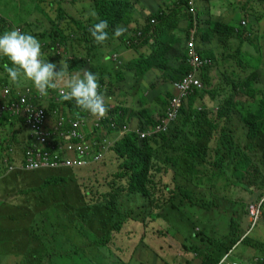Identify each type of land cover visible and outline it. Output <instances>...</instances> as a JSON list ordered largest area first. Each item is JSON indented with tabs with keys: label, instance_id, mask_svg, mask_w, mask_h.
<instances>
[{
	"label": "trees",
	"instance_id": "obj_1",
	"mask_svg": "<svg viewBox=\"0 0 264 264\" xmlns=\"http://www.w3.org/2000/svg\"><path fill=\"white\" fill-rule=\"evenodd\" d=\"M136 1L78 0L81 8L75 14H70L63 8L65 0L58 3L53 1V6L46 2L44 7L34 8L36 22L47 26L43 31L42 28L34 30L36 26L30 22L14 26L12 21L0 19V35L17 28L32 34L40 40L42 51L49 55L50 60L56 59L60 68L61 60L68 63L71 74L82 76L85 68V71L89 69L88 71L96 73L92 66L98 55L100 56V48L110 43L124 44L127 49L138 53L133 61L127 63L134 71L137 84L153 68H156L154 74H171L175 80L188 73L192 68L187 64L186 52L183 53V61L177 69L170 67L169 54L182 44L181 37L175 33L177 29L186 27L191 32L196 26L199 28L196 35L197 47L202 58L208 62L200 73L204 87L196 89L187 99L169 132L141 137L133 130L135 126L128 123L127 126L124 121L127 118V122H135L139 129L155 128L158 124L155 114L158 112L164 115L169 99L176 93L171 84L167 86V94L159 93L160 87L156 85L150 86L151 91L161 94V100L150 95L146 97L147 103L155 104L148 110L146 107L137 109L130 103L133 90L140 94V86H136L131 79L119 81L113 75L99 78L100 91L106 99L110 98L109 106L113 105L109 107L105 118L93 117L80 110L74 100L64 101L85 118L101 124L100 128L106 139H115L114 145L103 159L87 167L84 177L79 174L85 168L41 170L56 175L54 179L45 180L44 185L54 182L64 190L63 194L71 195L66 202L68 211L72 210L79 222L83 221V225L87 224L91 232L99 235L90 239L89 245L84 243L83 248L78 247L65 254L85 255L90 264H110L107 261H97L96 247L113 243L115 234L118 233L120 236L127 235L126 241L133 238L140 240L126 246L127 255L131 259L129 262L118 259L119 264H130L136 256L155 255L157 259L161 257L160 251H166L165 246L158 249L151 245L149 235L154 239L163 236L166 240L163 244H169V257L173 256V251H179L178 256L187 264H220L231 251L235 254L232 260L252 263L255 258H262L264 262V225L255 229L262 228L260 232L263 238H252L250 234L241 240L247 231L242 223L248 216V198L255 197L256 202H261L264 221V63L261 61L256 68H252L242 59H238L239 55L245 53L247 46L256 49V59L260 60L262 57L255 42L264 33V0L240 3L245 7L246 17L249 10L255 16L252 15L256 25L249 26L250 31L245 27L237 31L231 18L212 21L208 12L203 18L199 13L195 22L190 13V0L170 1V5L166 4V7L159 5L157 12L144 18L145 24L139 22L136 27L130 28L131 12L140 14L141 17L144 15L143 11L138 10ZM204 4V9H208L210 5L206 1ZM90 10H95L99 19L108 21L109 39L105 44H97L89 31L98 22L87 15ZM32 13L26 15L31 17ZM153 18L157 22L151 25ZM119 26L125 27L127 31L120 37H114V29ZM185 39L188 41L189 32ZM60 48L63 52H59ZM213 48L218 50L219 56L211 51ZM227 50L233 51L228 53ZM172 55L180 56L178 52ZM5 63L13 66L7 57H0V71L4 75L0 76V82L3 84L10 80L3 67ZM215 70L218 74L214 73ZM144 103L142 100L139 105ZM8 116L6 114L1 123L6 126V130L3 128L5 137L0 141V164L3 167L2 154L5 149L8 158L10 148L18 153L16 147L22 143L19 138L28 131L23 119L18 121L14 118V122L21 123L19 129L15 123L9 125L11 120ZM10 126L12 129L8 131ZM101 135V130L94 128L90 138L99 140ZM2 170L4 171L3 168ZM13 173L19 175L25 172ZM240 191L245 194L244 198L241 196L234 201L236 193L239 194ZM223 203H234L237 206L226 210L222 208ZM187 209L201 210L210 216L205 226L201 222L193 225L197 232L192 234V238H198V244L190 245L189 238L183 235L176 239H166V231L157 226V221L162 217L169 219L166 217L168 214L170 217L176 212L188 215L190 212ZM79 210L81 218L77 216ZM66 213L67 211L63 216ZM215 214L218 216L215 217ZM61 217V213L56 212V219L47 217L42 225L41 222L36 225L41 232L39 235L33 228L36 224L34 218V224L28 225L32 230V241L28 243L27 234L19 242L15 241L17 255L10 252L11 250L6 254L0 253V256L5 257L0 258V264H49L44 258L51 261L54 247L49 243L48 234L43 236L49 233L46 225L48 221L52 223L50 226L53 234L64 241L69 239L68 244L72 243L70 234H67L69 230L74 234L76 231V235L82 239L87 237L80 230L83 225L79 228L66 216L69 222L60 221ZM83 217L89 222L82 220ZM186 224L190 225V222L186 220ZM18 226L20 231L28 230L25 225ZM124 227L125 233L121 231ZM46 239H49L47 244ZM28 245L32 247L26 249ZM88 247L93 249V258L91 254H85ZM103 256L106 255H101L102 258ZM84 258H77V263L83 264ZM163 263L166 264V261L163 260Z\"/></svg>",
	"mask_w": 264,
	"mask_h": 264
},
{
	"label": "clouds",
	"instance_id": "obj_2",
	"mask_svg": "<svg viewBox=\"0 0 264 264\" xmlns=\"http://www.w3.org/2000/svg\"><path fill=\"white\" fill-rule=\"evenodd\" d=\"M55 1L54 3H58L60 0H55ZM159 1L160 0H158L157 3H159ZM161 1L166 2V0H161ZM191 1L195 3L196 13H192L191 10L190 13L194 16L195 22H197V16L199 15L198 3L197 0H190V2ZM190 2H189V6H190ZM138 10L144 12L141 6L138 7ZM87 15L97 19L98 21L89 29L94 41L97 44H105V42L108 41L109 39V34L107 31V29L109 28L108 21L99 19V14L95 10H90L87 13ZM136 16H138L141 19L140 14L136 13ZM156 22L157 20L153 18L151 20V25L156 24ZM243 22H245V25H243ZM143 24H145V22ZM247 24L248 23L246 20H243L241 22V25L244 27L247 26ZM180 29H177L176 31ZM236 30L239 31L238 28H236ZM126 31L127 29L125 27L119 26L114 29V33H113L114 37H120L124 35ZM197 33H198V27L196 26V28H193L191 32H189V39L187 41V46L185 49L186 50L185 52L188 55L187 64H189L192 68L188 73L182 75L177 80H175L171 74L169 76L167 74H164L163 72L154 74L156 82L153 81L154 83H152L151 85H156L160 87L158 90L159 93L160 92L163 93V90L169 84L173 86L176 93L169 99L164 115H160L158 112L155 114V119L158 122L155 128L152 129V127H145L143 129H139L138 126H136L133 129L138 134H140L141 137H150L151 135L154 136L156 133H167L176 123L174 121L167 129V131L158 129V127L163 123L162 120L167 116L168 106L170 105L172 98L179 95L180 93L179 92L180 90L176 85L177 83L183 82L184 79L191 73H193L195 77L200 81V85H193L192 88L189 90V93L184 101L182 109L185 106L187 99L191 96L192 93L196 91V89L199 90L203 89L204 85L202 79L200 78V73L208 65V62L202 58L198 50L196 43ZM130 35L133 36L134 34L130 31ZM249 37H251V35ZM191 42H194L196 44V49L198 54L201 56L204 62H207L205 65L195 66L191 62L190 60L191 56L188 50L189 44ZM253 50H255V54L252 55L254 57H257L258 54L256 49L253 48ZM174 53H176V51H174ZM171 56L172 53L169 54L170 67L172 69H177L179 66L176 67V65H173L171 63V58H170ZM0 57H7L11 61V64L13 65L11 67L7 63L3 65L4 70L7 73L10 80L9 83L6 84L0 82V126H1V121L3 120V116L6 114H9L11 118H17L18 121L19 119H23L24 123L28 128L27 132H28V140H29L28 145L26 147H23L22 144H19V146L16 147V149L24 150L25 153L24 159L18 157L17 152L15 153L13 148H10L9 158H8L5 154L7 149H5V151L2 154L4 157L3 160L4 168L6 169L7 167L10 171H12V169H16V171H20V172H34L41 170L60 171V170H75V169L87 168L92 164L100 162L103 159V157L111 150L112 146L114 145L115 139L113 141L106 139L103 130L100 128L102 126L101 124H98L93 119L89 120L85 118V116L77 112L76 109H73L70 107L69 104L64 103V101L74 100L77 107L80 110L90 113L93 117L105 118L109 111V107L113 105L109 106L110 98L106 99L105 95L100 91V84L98 83L99 80L98 74L93 73L91 71H85L83 73V76L79 74H71L69 72V65L68 63L65 62L64 59L60 61V65L62 66L61 70L56 71L57 65L49 62L48 58L45 59L40 40L37 37L33 36L32 34L21 32L19 29L6 31L3 35H0ZM182 57L183 56L181 54L178 57L180 63L183 61ZM113 58L117 60L119 57L118 55H114ZM117 63L121 68L122 66L121 61H117ZM119 72L123 73V70L120 69ZM169 77L172 78L168 80ZM25 80L31 81L34 86L29 85V86L19 87V85L22 84ZM151 85H149L148 87L140 86V94H138L136 91L133 90V97L131 104L133 103V105L137 109H143L144 107L147 108V105L149 107L151 103H147L146 97H148L149 95L152 97L158 95L156 92L150 90ZM5 87H9L11 89V96L9 98L2 97ZM27 89L31 91L32 94L31 101L38 107H43L46 110V114H45L46 122L44 128L47 131L49 130L54 133V135L51 138L52 143L56 145L63 144L64 146H66L69 143L77 144L78 142L81 143L84 142L92 146L94 152L103 151V157L99 161L97 162L92 161L89 165L83 167H77V168L59 167L57 169L44 168L38 170H27L25 167L26 153L29 149H32L34 147L33 144L35 143V138L33 137L31 127L27 123L25 116L13 114L8 108L6 109L2 108L3 106L9 105L8 101L17 99V94L16 96L13 95L14 91L16 93L26 92ZM143 92L144 94H142ZM34 94L37 95L39 94L41 97L40 96L35 97ZM142 100L145 101L144 105L143 104L139 105L140 101ZM124 123L128 126L127 122L124 121ZM18 125H21V123H18ZM76 126L78 128L79 133L83 136V138L81 140L68 139L67 137L70 135V132ZM94 128L100 129L102 132L101 138H99V140H94L93 138H90L91 134L94 131ZM61 134H64L65 137H62ZM142 134H144V136H142ZM103 144L105 145L106 148L105 150H102ZM22 161H24V163L21 164ZM37 166L38 165L36 163H30L28 165L30 169H35ZM253 206L258 207L261 212L260 209L261 202H253L247 206L246 210L248 213L247 218L249 223L248 224L249 230L247 233L243 235L241 240H243L248 235L252 234V232L260 226V224L264 225V221L262 219V212H261L258 222L256 223L255 226H253L250 215V208ZM234 255H235L234 252L231 251L228 255H226V257L222 260L220 264H228V263L263 264L264 263L262 258H255L252 263L232 260Z\"/></svg>",
	"mask_w": 264,
	"mask_h": 264
},
{
	"label": "rangeland",
	"instance_id": "obj_3",
	"mask_svg": "<svg viewBox=\"0 0 264 264\" xmlns=\"http://www.w3.org/2000/svg\"><path fill=\"white\" fill-rule=\"evenodd\" d=\"M53 1L55 0H47V1L46 0H7V1L5 0L4 3H8L9 7H6V6L0 7V12L2 13L4 18L11 20L12 21L11 23L14 26L19 25L21 23L24 24L30 21V24H34V26H36L34 30L42 28V31H43V30H46L47 26L45 27V26L38 24L36 22V19H35L36 17L34 16V14L30 17V19H29V16L25 14L31 13L33 8H36L37 6L44 7L46 2L47 4H49V6H53ZM157 1L158 0H155V1L144 0L142 1V5L147 6V2L157 3ZM170 1L173 2L175 0H166V3L170 5ZM204 1H206L208 4L210 3V6L208 9H204L205 7ZM204 1L203 0L198 1V8H199V13H200L201 18H203L207 12L209 13L208 16H210V14L217 16L221 12V10L226 9V4L233 3L235 4V10H234L235 18L231 23L235 24L236 28L238 29L244 28V26L241 25V22L243 20H246L248 23L247 26H245L247 31L251 30V27L249 26L256 25V23H254L255 16L253 12L249 10L248 17H246L245 13L239 8V3L241 2V0H212L211 2L207 0H204ZM65 2L66 3H64V7L66 9L64 7L63 8L67 10L70 14L77 13L79 11V8H81V5L80 3H78V0H65ZM244 2H247V0L246 1L244 0ZM157 4L161 5L162 3H157ZM255 7L256 6H254V8ZM21 8L26 11L25 14L21 12ZM10 9L11 11L8 12V10ZM136 18H139V17L136 16ZM262 21L264 22V14H263ZM136 22H140L142 24L144 22V19L139 18V21H136ZM137 24L135 26H137ZM22 29L24 30V28ZM234 43H236V41H234ZM255 43L257 45L256 47H258V49L261 50L262 57L260 60L256 59V57L252 55V54H255V50H253L252 47L250 46L246 47L244 54H241L238 56V59H242L245 64H248L252 68H256V66L261 61H263L264 63V38H256ZM61 49L62 48L59 49V52H63ZM211 51H214L215 55L217 54V56H219V52L217 49L215 50V48H213ZM227 51L229 53L233 50H227ZM43 53H44L45 59H47L49 55H47L44 51ZM178 57H179L178 55H172L170 57L171 63L173 65H176V67H178L180 64ZM48 60L51 63H53V61H56V59L50 60L49 58ZM221 61H222V58L220 56V62ZM56 65H57L56 71H60L61 68L58 66V64ZM215 72H217L218 74V71L215 70ZM0 76H4L1 71H0ZM30 82L31 81L28 80V83ZM30 84H33V83H30ZM167 89L168 87H166L163 90L164 94H167ZM142 94H144V92ZM132 97H133V91L131 92V100H132ZM153 98L160 101L161 96L155 95ZM154 106L155 104L151 103V106L148 107L147 105V109L150 110L149 108H152ZM3 134L4 132L2 133L0 132V141L2 138L5 137V135ZM27 145L28 144L26 143V141L22 142L23 147H26ZM17 155L18 157L24 159L25 158L24 150L18 149ZM2 160H4L3 155H2ZM2 168L4 169V171L2 170ZM86 171H87V168L82 169V172L79 174V176L84 177L86 175ZM13 172H16V169H12V171H10L7 167L5 169L0 164V207H1L0 253L6 254L11 250L10 252L17 255L18 252L17 250L14 249L15 241L19 242L22 239V236H24L25 234H27L29 237L28 243L32 241L31 240L32 230L29 229L28 225L34 224L33 222L34 218H35L36 224L33 228H34V231L38 233V235L41 234V232L37 230L36 225H38L40 222L42 225L44 223V219H46L47 217L56 219V212H60L62 215V217L60 218V221L62 220L63 222H69L66 220L65 218L66 216L69 219L73 220L74 225H78L79 228H81L84 222L81 220H80L81 222H79L78 221L79 219L74 217L73 211L72 210L68 211V208L66 206V202L69 201V199L71 198V195H68L67 193L66 195L63 194L64 190L62 188L60 189L59 187H57L54 182H51L48 186L44 185L45 180L52 179L53 177H56V175L52 174L50 171L25 172L19 175L18 173H13ZM241 196L243 198L245 196V194H243L242 191H240L239 194L236 193L234 197V201H236L237 198H241ZM61 199H64V201H61ZM253 202H256L255 197L248 198L246 201V205L248 206L250 203H253ZM44 204H47L46 207H44ZM236 206L237 205L234 203H223L222 208L223 209L225 208L226 210L227 209L230 210V209H234ZM187 210H189L190 212V213L188 212L189 213L188 215L181 214L180 212H176L172 217H170V215L168 214L166 217H168L169 219L172 218L174 220V222L172 223L170 222L172 221V219L169 220L164 217H162L161 219H159V221H157L158 228L160 227V229L166 231V234H167L165 236L166 239H169V238L176 239V237H178L179 235H183L186 238L187 237L189 238L190 245L200 243V240L198 238L196 237L192 238V234L197 232L196 231L197 229H193V225H196L197 222H201L203 226H205L207 221H209L210 216L207 212H204L201 210H196V209H187ZM65 211H67V213L65 214V216H63ZM183 212H186V211H183ZM77 216L81 218V210L78 211ZM217 216L218 214H215V217ZM73 217L75 219H73ZM93 218L96 219V217H93ZM85 219L86 221L89 222V220L84 217L82 220L85 221ZM12 220H14V222ZM186 220L190 222V225L186 224ZM50 224H52L50 221H48V224L46 223V225L49 228L47 231L50 234L45 233L43 236L48 234V238L50 239L49 243L52 244V248L54 247L53 248L54 250L51 251L53 253V255L51 256V261L49 262V258L47 257L44 258V261L49 264H78L77 258L83 260L82 258L85 257L83 264H90L89 261H87L88 259L86 258L85 255L80 254L78 256H75V255H66L65 253L73 252V250L78 247L83 248L84 243L89 245L88 243L89 240L93 239L94 237H99V235H97L94 232H91L87 228V224H86V225H83V227L80 230L83 231L82 232L83 235L87 237L85 239H82L76 235V231L74 234L72 233L71 230H69L67 234H70V240L72 239V243L68 244L69 239L64 241V239H61L60 237H57L53 234ZM248 224H249L248 218H244L242 227L247 229L245 233H247L249 230ZM5 225L14 226V227L10 228ZM18 225H25L26 227H28V230L26 232L20 231ZM261 225L262 224H260V226ZM138 226H139V223L136 225V228ZM261 230L262 228H260L259 230L253 231L251 234V237L252 238H263L262 233L260 232ZM121 231L122 232L124 231L125 233L126 228L124 227ZM115 236H116V239L113 240V243H110L109 245L96 247V253L98 256L97 261L99 263L107 261L110 264H116L114 263V261L118 259H122V261H125V262L130 261L131 258L129 255H127L126 246L128 244L133 245L140 240L139 239L136 240V238H133L131 240L126 241L127 235L120 236L118 233L115 234ZM162 237H157L156 239H154L151 235H149V243L151 245H153L156 248L160 246H165L166 251H164L165 249L163 250L164 252L160 251L161 257L157 259L155 255H151V256L142 255L139 257L136 256L135 259L131 260L130 264H165L163 263V260L166 261V264H187L183 262L184 261L183 258L178 256L179 251H176V252L173 251V256L169 257V253H170L169 251L170 249L168 248L169 244H163L166 240L163 239ZM49 239L45 240L46 244L48 243ZM4 243H6V245ZM26 244H27V241H26ZM178 244H181V243L178 242ZM31 247L32 246L28 245L26 249H29ZM85 252H86L85 253L86 255L91 254V257L92 258L94 257V254H93L94 252L92 248L88 247ZM103 254L106 256H103L102 258L101 255ZM0 258L4 259L5 257L0 256ZM2 264H5V263H2Z\"/></svg>",
	"mask_w": 264,
	"mask_h": 264
},
{
	"label": "built area",
	"instance_id": "obj_4",
	"mask_svg": "<svg viewBox=\"0 0 264 264\" xmlns=\"http://www.w3.org/2000/svg\"><path fill=\"white\" fill-rule=\"evenodd\" d=\"M191 12L196 13L195 3L190 2ZM245 25V22H243ZM21 32L22 30L19 29ZM190 53V60L195 66H203L204 62L198 54L196 44L191 42L188 47ZM180 90L179 95L172 98L168 106L167 116L162 120L163 123L158 127L159 130L167 131L170 125L177 120L180 115L184 101L193 85H200V81L193 73L188 75L183 82L176 84ZM31 91L18 92L17 99L8 101V106H3V109L8 108L13 114L22 115L26 117L27 123L31 127L35 143L33 148L26 153L27 170L38 169H57L59 167L77 168L89 165L92 161L97 162L103 157V151L94 152L92 146L87 143L78 142L77 144L69 143L66 146L63 144H54L51 138L53 132L47 131L44 126L46 122V110L43 107H38L31 101ZM11 96V89L5 87L2 97L9 98ZM35 97L40 96L34 94ZM41 97V96H40ZM7 105V103H6ZM65 137L64 134H61ZM144 136V134H142ZM72 140H81L83 136L79 133L77 126L73 128L70 135L67 137ZM105 144V142H104ZM102 145V150H105V145ZM36 163L38 166L35 169H30L28 165ZM251 221L253 226L258 222L261 212L258 207L250 208ZM231 264V263H228Z\"/></svg>",
	"mask_w": 264,
	"mask_h": 264
},
{
	"label": "crops",
	"instance_id": "obj_5",
	"mask_svg": "<svg viewBox=\"0 0 264 264\" xmlns=\"http://www.w3.org/2000/svg\"><path fill=\"white\" fill-rule=\"evenodd\" d=\"M4 1L5 0H0V7H2V6L9 7V4L4 3ZM142 1H144V0H137L136 1L137 4L139 6H141L144 10V15L141 17V19H144L149 14H151L153 12H157L159 10V5L156 2H153V3L147 2V6H143ZM198 1L199 0H197V3H198ZM207 1L211 2L212 0H207ZM159 3H162L161 6H163V7H166V4H168V3L163 2L161 0L159 1ZM240 3H245V2L243 0H241ZM240 3H239V8L244 13H246V11H244L245 7L242 6ZM209 5H210V3H209ZM234 10H235V4H233V3L226 4V9L221 10V12L217 16L210 14V17L212 18V21H224V20H228L229 18H231V22H232L235 18ZM10 11H11V9L8 10V12H10ZM21 12L24 14L26 13V11L22 8H21ZM32 12L31 13L34 14V8H33ZM30 16H31V14H30ZM129 18L131 21L130 28L136 27L135 25L137 23H139V22H136V21H139V18H136V13L131 12L129 14ZM0 19H6L3 17L1 12H0ZM29 19H30V17H29ZM6 20L11 22V20H9V19H6ZM144 22H145V20H144ZM17 29H19V28H17ZM254 29L257 31L256 27ZM198 30H199V28H198ZM200 30L202 31V28ZM187 31L190 32V30H188L186 27L176 31V34H178V36H180L182 39V44L180 47H176V49L171 50L172 54H174V51L179 52L181 54L185 53V49L187 46V41L185 39L187 37V33H188ZM259 38H264V33ZM99 51H100V56L98 55V58L95 60L94 65L92 66V68L96 71V74H98L99 78L113 75L116 79L118 78L119 81L131 79L133 83H136V86L139 85V86H145V87H148L149 85L154 83L153 82V81H155L154 70H156V69L153 68V69H150L149 71H147L146 74L141 78V80H139V83L137 84V79L134 76V71L131 69V66L127 65V63L129 61H131V60L133 61V59L138 56V53L135 50L127 49L124 44L120 45V43H110L106 47H104V46L101 47ZM114 55H118L119 58L117 60H115L113 58ZM117 61H121V63H122L121 68L119 67ZM53 63L57 64L56 61H53ZM128 68H130V69H128ZM86 69L87 68H85V70ZM120 69L123 70V73L119 72ZM85 70L83 71V73L85 72ZM83 73H82V76H83ZM216 73L217 72H215V74ZM171 78L172 77H169L168 80ZM30 83H32V82H30ZM30 83H28V80H25L22 84L19 85V87H24V86H29V85L34 86L33 84H30ZM16 94L17 93L14 91L13 95L16 96ZM3 117H5V115ZM9 118L11 120L10 122H8L9 125H12L15 123L17 126H19L18 123L14 122V118H11V117H9ZM2 121H1V123H2ZM126 122H127V118H126ZM127 123L131 126H135V127H136V125L138 126V124H136L135 122H127ZM3 128L6 130V126L1 125L0 130L1 129L3 130ZM7 129H8V131H10L12 129V126H10ZM19 129H20V126H19ZM3 132H4V130H3ZM1 133H2V131H1ZM22 136H24V139H22ZM19 140L22 142L26 141V143L28 144V141H29L28 140V132L25 131V134L24 133L21 134V137L19 138ZM20 144H22V143H20ZM114 263H118L117 260H115Z\"/></svg>",
	"mask_w": 264,
	"mask_h": 264
}]
</instances>
